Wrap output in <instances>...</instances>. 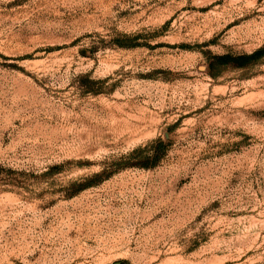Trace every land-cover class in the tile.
Listing matches in <instances>:
<instances>
[{
    "label": "rangeland",
    "instance_id": "obj_1",
    "mask_svg": "<svg viewBox=\"0 0 264 264\" xmlns=\"http://www.w3.org/2000/svg\"><path fill=\"white\" fill-rule=\"evenodd\" d=\"M263 44L264 0H0V264H264V63L208 71Z\"/></svg>",
    "mask_w": 264,
    "mask_h": 264
},
{
    "label": "trees",
    "instance_id": "obj_2",
    "mask_svg": "<svg viewBox=\"0 0 264 264\" xmlns=\"http://www.w3.org/2000/svg\"><path fill=\"white\" fill-rule=\"evenodd\" d=\"M264 63V44L251 53L232 54L225 53L220 55H212L209 57V74L213 77L219 75L223 68H244ZM167 144L161 139L153 141L149 146L144 148H137L130 152L127 156H123L124 160L115 163L114 168L106 169L93 173L90 177H82L83 182H80L76 191L84 190L92 187L105 179L112 176L113 173L130 166H138L143 168H150L151 165L147 162L153 156H157L156 151L165 152ZM162 149V150H161ZM146 152L147 156L143 160L136 157V154ZM156 153V154H155Z\"/></svg>",
    "mask_w": 264,
    "mask_h": 264
},
{
    "label": "water",
    "instance_id": "obj_3",
    "mask_svg": "<svg viewBox=\"0 0 264 264\" xmlns=\"http://www.w3.org/2000/svg\"><path fill=\"white\" fill-rule=\"evenodd\" d=\"M115 264H121V262H117V263H115Z\"/></svg>",
    "mask_w": 264,
    "mask_h": 264
}]
</instances>
